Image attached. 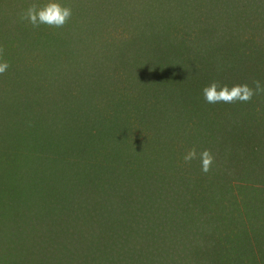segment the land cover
Listing matches in <instances>:
<instances>
[{"label":"trees","instance_id":"1","mask_svg":"<svg viewBox=\"0 0 264 264\" xmlns=\"http://www.w3.org/2000/svg\"><path fill=\"white\" fill-rule=\"evenodd\" d=\"M212 4V8L198 11V14L207 13L209 20L217 19L214 28L208 29L211 31L210 35L201 36L198 31L203 29L197 30L195 25L194 34H199L195 37L187 32L192 28L181 32L179 25L167 26V34L174 37L163 41V37L158 36L159 50L151 51L144 45L143 51L144 43L139 40L140 42H134L135 45L131 46L133 52L129 55L122 48L127 40L119 43V38L117 39L119 32L124 30L131 40V32L136 30L133 28L135 23L140 26L138 31H141V27L142 30L148 27L146 28L145 22L140 23L141 9H137L135 3L128 4V8L123 7L122 11L126 13L120 20L114 19L118 25H106V31L110 29L111 33L110 36L102 37L104 44L93 50L102 54L94 61L105 64L103 75L97 72L87 74L86 77L83 73L75 74L66 78L59 89L50 87V83H42L43 79L37 73L42 68L40 64L24 63L16 59V53L21 51L22 45L14 40L12 50L15 59L13 62L8 61L13 67L12 73L0 76V186H5L1 179L5 174L8 175L9 186L11 185L14 175L8 169L23 168V173L25 169H29L19 178L14 176V180L19 179L20 183L34 181L33 184L36 181V185L41 186L54 185L52 197L54 196L56 214L59 210L79 206L88 198L92 201L103 200L106 206L115 204L124 216L130 213V217L121 216L124 220L115 226L119 232L107 237L106 264H207L206 257L223 248L212 246L222 240L226 249L218 255L224 262L229 259L232 246L224 230L219 232L221 236L214 234L202 239L207 247L191 250L190 235L168 234L166 227L170 224L157 221L155 230L148 225L143 230L140 229V218L146 216V213L150 219H157L153 211L155 215H165L171 222L179 219L197 220L201 217L203 194L209 193L202 194V177L193 164L183 162L179 150L184 149H178L183 143L187 145L189 134L173 131L175 138L172 146H177L173 153L165 154L161 151L160 154H155L156 150L150 153L151 162L148 161V167L154 172L162 171L160 175L172 191L154 192L155 195L145 197L143 192L140 193L143 188L140 189L135 184L134 171L136 168H146L147 159L136 161L130 158L133 155L132 147L147 149L150 145L151 148L158 145L162 138L170 137L165 123L172 122L175 128L176 123L179 124L185 117L195 119L200 116L203 113V108L200 107L209 108L210 103L205 101L203 89L209 85V76L215 77L213 68L209 67L211 61L223 62L225 69L230 72L236 64V60L229 59L234 55L225 56L230 54V48L232 54L236 55L239 50L247 55L248 42L258 43L259 50L264 46V14L258 17L248 16L244 20L243 11L246 7L243 8L238 3L236 7H232V0H214ZM141 8L144 9V6ZM172 18L170 15L166 21L174 20ZM55 31L63 37V28L62 31ZM184 33L188 35L184 36ZM165 42L179 45L167 46ZM42 45L40 39L38 50ZM187 47L193 49V52L187 53ZM106 48L111 49L110 57L104 55L103 50ZM195 49L203 56L209 55L211 61L195 57ZM221 56L226 59H220ZM120 58H126L124 66H119ZM15 67L23 70L15 75ZM25 77L36 79V86L32 88L26 84L23 81ZM84 89L85 93L81 95L80 92ZM63 91L66 93L65 101L62 98ZM201 100L203 101L199 103ZM247 117L260 122L264 119V113L255 112ZM216 120L219 121L218 118ZM233 120L236 121V118L231 122H235ZM141 135L143 138H140ZM42 140H45L47 150L42 146ZM215 142L221 143V139L216 137ZM200 143L192 142L189 149L195 147L200 151ZM70 145L77 146L75 153L69 148ZM155 157L158 158L160 167L155 162ZM54 169H60L61 172L53 173ZM99 169L103 174V182L99 180ZM34 172L36 176H33ZM91 188H97V191L88 193ZM48 196L46 194L45 205L50 200ZM250 198V203L254 204V200L258 203V208L255 204H244V207H254L257 209L254 212H258L252 216L255 220H251L253 230L257 232L255 240L251 242V239L249 245L239 244L235 248L246 250L244 252L249 255V264H264V202L259 195ZM235 204L240 210V204ZM19 207L15 212L9 209L3 215L8 223L11 221L17 227L23 224L21 217L25 211V207ZM241 222L246 226L247 219L243 218ZM150 228L153 231L148 233ZM42 242L43 246H61L59 243L65 241L38 235L31 243L36 244L33 247H40ZM209 248H214L212 253L207 252ZM203 252L207 253L200 256ZM34 253L35 251L30 252L29 260L36 264ZM242 257L243 253L237 257L236 264H244ZM245 259L248 260L247 257Z\"/></svg>","mask_w":264,"mask_h":264},{"label":"rangeland","instance_id":"2","mask_svg":"<svg viewBox=\"0 0 264 264\" xmlns=\"http://www.w3.org/2000/svg\"><path fill=\"white\" fill-rule=\"evenodd\" d=\"M212 1L214 0H58L59 3L73 9L72 20L63 28L64 32L61 35L63 37H60V33L58 32V34L54 28L42 25L40 28L34 29L26 22H20V13L33 0H0V46H3L6 50L5 59L13 62L15 59V53L12 50L14 40H18L22 46L20 47L21 51L16 53V59L24 63L40 64L42 68L37 70V73L43 79L42 83H50V87L59 89L66 78L73 77L75 74L83 73L85 76L97 72V74L101 73L103 75L105 64L94 61L99 58L98 55L102 54H97L96 50H93L104 44L102 37H106L104 35L110 36L111 33L110 29L108 32L106 31V25L115 24L114 19L120 20L126 13L122 11L124 10L123 7L128 8V4L135 3L136 8L141 9L142 20L140 23L145 22L146 28L148 27L146 30H142L141 27V31H138L140 26L135 23L133 28L136 30L131 32V35H133L131 40L124 30L119 32L117 39L119 38V43L127 40L123 43L122 48L129 55L133 52L131 46L135 45L134 42L141 41L144 43L143 51H145L144 45L151 51L159 50L160 48L157 46L159 37H163V41L166 38L174 37L167 34V26L179 25L181 32L192 28L187 32L193 37L199 36V34L201 36L210 35L211 31L208 29L214 28L217 19L214 21L213 19L209 20L207 13L198 14V11L212 8L214 5ZM37 2L45 4L48 0H37ZM237 3L243 8L246 7L243 11L244 20L248 16L258 17L264 14V0H232V7H236ZM142 6L146 10L141 8ZM249 11L252 13L249 14ZM170 15L173 16L172 19L174 20L166 21ZM254 18L256 19V17ZM194 25L197 30L203 29V31L194 34ZM59 31H62V29H59ZM134 35H136L135 38ZM187 35V33H184V36ZM40 39L43 45L38 50L37 46ZM165 43L167 46L177 47L179 45V43ZM247 45H249V49L246 50L247 55L239 52V50L236 51V55L232 54L231 48L229 49L230 54L225 55L226 57L234 55L229 59L236 60V64L230 72L225 69L223 62L211 61L209 55L203 56L195 49L193 54L195 57H202L212 62H210L211 66L209 67L213 68L215 77L214 75L209 76L210 79L207 81L209 85L216 82L221 86L227 85L229 88L243 84L254 87L255 81H259L261 85H264V46L260 47L261 50H259V44L256 42L250 41ZM189 50V47H187V53L193 52V49ZM121 51L124 52L122 49ZM103 52H105V56L110 57L111 49L106 48ZM125 59H119V66L125 65ZM220 59L226 58L221 56ZM206 61L205 65H207ZM12 70L13 67H10L5 75H10ZM22 70L15 67L13 72L16 75ZM25 78L23 81L30 87L34 88L36 86V79L33 77ZM84 93L85 89L80 92L81 95H84ZM65 95L66 93L63 91V101H65ZM200 108H203V113L200 116L195 119L185 117L179 124L176 123L175 128L172 122L165 123L164 126L170 132V137L162 138L159 140L158 145L151 148L150 145L147 146V149L132 147L133 155L130 158L136 161L147 159L145 160L146 168H136L134 171L135 184L138 188H143L140 193L143 192L145 197L153 196L155 195L154 192L172 190L164 183V179L160 175L162 171L154 172L148 167V161L151 162L149 160L151 151L156 150L155 154H160L161 151L165 154L176 151L177 146H172V143L175 138L174 132L177 131L182 134H189L187 145L183 143L178 148L184 149L179 150L182 156L185 155L187 150H190L189 146L192 142H201L199 145L200 151L208 149L215 156L214 167L208 174L201 171L199 160L191 163L198 170V175L202 177V194L203 192L209 193L208 195L203 194L204 198L200 209L201 217L197 220L196 218L188 221L179 219L171 222V220L165 218V215H155L156 213L153 211V215L157 219H150L146 213V216L140 218V229L143 230L144 226L147 225L154 229L157 221L170 224L166 227L168 234L190 235L191 250L207 247V244H203L202 239L214 234L221 236L219 232L224 230L232 246L229 259L224 262L218 255L219 252L226 249L225 242L222 240L216 246H212L214 248L223 247L220 251L212 253L214 248H209L207 251L212 253L205 259L207 264H236V259L241 253H243L244 264H249V255L244 252L246 250H236L235 246L239 244L241 246L249 245L251 239V242L255 240L257 233L254 232L251 223V220H255L252 219V216L258 213L254 212L257 209L244 207V204H255L254 206L257 207L258 203L255 200L253 201L254 204L249 202L250 197L256 195H259L264 202V119L257 122L253 121L251 117H247L252 116L255 112L258 114L259 112L264 113V94L255 95L249 103H218L210 104L207 109H204V106ZM217 118L219 121L216 120ZM233 118H236V121L233 120L235 122H231ZM165 132L162 134L164 135ZM137 136L135 135V137ZM216 137L221 139V143L215 142ZM140 138H143V136L141 135ZM41 142L44 149L47 150L45 140ZM75 144L77 143L75 142ZM69 148L75 153L77 146L70 145ZM81 157L85 158L84 156ZM81 160L84 161L82 158ZM154 160L160 167L158 158L155 157ZM27 170L29 169H25L24 173ZM8 171L13 172V175L18 178L24 174L23 168H10ZM60 172V169L53 170V173L56 174ZM102 175L101 169H99V180L101 182H103ZM14 176H12L10 186L8 175L1 176L5 186H0V264H34L35 262L29 260L31 251H35L36 264H45V262L46 264L107 263L105 261L107 258L105 253L108 249V245L105 243L108 242L107 237L118 231L115 226L118 222L124 220L121 216L130 217V213L124 216L120 209L117 210L115 204L106 206L103 200L92 201L88 198L79 206L59 210L56 214L54 196L52 197L54 185H36V181L34 184V181L20 183L18 182L19 179L14 180ZM33 176H36L35 172ZM96 191L97 188H91L88 193L92 194ZM46 194L49 195L50 200L45 205L44 202L47 201L45 200ZM256 199L258 200L259 197ZM234 201L240 204L238 207L241 211L236 207ZM19 206L25 207V211H23V217L19 215L23 224L17 227L12 225L11 221L8 223L3 215L9 209H13L15 212ZM72 215L75 217H72ZM243 218L244 220L247 219L246 226L241 222ZM250 223L251 227L249 226ZM151 228L148 233L153 231ZM136 233L138 232L136 231ZM38 235H44L47 238L48 236L61 238L65 242L59 243L61 246L51 244L43 246L42 242L40 247H33L36 244L31 242ZM207 252L200 253V256ZM260 252L262 253L261 250Z\"/></svg>","mask_w":264,"mask_h":264},{"label":"clouds","instance_id":"3","mask_svg":"<svg viewBox=\"0 0 264 264\" xmlns=\"http://www.w3.org/2000/svg\"><path fill=\"white\" fill-rule=\"evenodd\" d=\"M73 17V9L63 5L58 0H48L45 4H40L33 0L29 6L20 13V22H26L32 28L38 29L42 25L54 29L64 28ZM6 50L0 46V76L5 75L10 69V63L5 59ZM264 94V85L259 81L254 82V87L248 84L234 85L229 88L227 85L221 86L216 82L203 89L204 99L207 103L235 104L249 103L255 95ZM199 160L201 171L208 174L214 167L215 156L208 149L198 152L195 147L188 150L183 156L185 164H191Z\"/></svg>","mask_w":264,"mask_h":264}]
</instances>
